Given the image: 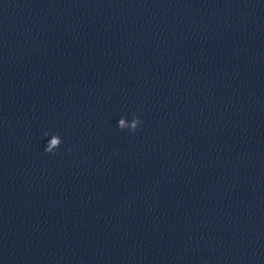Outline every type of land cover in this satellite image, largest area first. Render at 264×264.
<instances>
[{"label": "clouds", "instance_id": "clouds-1", "mask_svg": "<svg viewBox=\"0 0 264 264\" xmlns=\"http://www.w3.org/2000/svg\"><path fill=\"white\" fill-rule=\"evenodd\" d=\"M141 123L142 121L138 116H134L130 122L125 117H121L118 120L117 126L121 130L128 129L132 132H135L137 128L141 125ZM47 136H49V133H45V137ZM61 143L62 138L58 134H52L51 138L47 140L44 151L46 153H54L55 150L59 148Z\"/></svg>", "mask_w": 264, "mask_h": 264}]
</instances>
